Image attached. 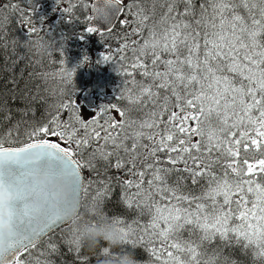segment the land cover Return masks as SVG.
Wrapping results in <instances>:
<instances>
[{
  "label": "snow or ice",
  "instance_id": "1",
  "mask_svg": "<svg viewBox=\"0 0 264 264\" xmlns=\"http://www.w3.org/2000/svg\"><path fill=\"white\" fill-rule=\"evenodd\" d=\"M102 2L103 7L91 0H53L51 11L72 28L81 20L94 22L80 31L101 36L104 50L96 63L111 65L125 77L113 99L121 103L100 104L85 117L88 110L73 98L74 76L91 66L90 58L82 52L68 68V38L47 27L48 39L42 36L40 47L61 57V80L72 95L54 111L50 106L47 120L33 126L26 118L34 115L36 98L12 92L11 102L23 105L14 128L28 124L30 130L21 147H6L0 139V264H68L67 254L79 264H91L80 255V238L72 228L68 236L51 235L37 243L64 221L51 208V193L37 188L34 177L44 174L49 183L60 175L74 177L73 198L80 201L84 167L95 176L88 185H95L90 202L82 203L85 215L98 209L112 218L121 226L122 247L135 248L147 238L151 255L163 264H200V246L218 234L225 246L234 239L245 258L224 256L222 264H246L249 257L253 264L264 262V223H252L264 221V0H201L199 7L196 0ZM89 7L90 14L78 16L77 9L87 12ZM5 10L18 17L26 37L44 32L50 23L47 17L34 21L37 0H0V13ZM12 18L5 15L0 21V49L11 46L13 55L22 57L19 49L26 40L9 39L7 33ZM0 114L13 119L7 99L0 100ZM121 171L135 179L121 177ZM189 179L206 181L200 197L183 193L182 182ZM117 186L128 210L150 218L138 240L130 239L138 219L103 211ZM221 195L222 203L217 200ZM165 199L169 203L162 206ZM35 214L45 219L40 227L33 222ZM230 218L240 219L243 227H230ZM23 254L31 259L22 261ZM98 255L110 252L103 249Z\"/></svg>",
  "mask_w": 264,
  "mask_h": 264
},
{
  "label": "trees",
  "instance_id": "2",
  "mask_svg": "<svg viewBox=\"0 0 264 264\" xmlns=\"http://www.w3.org/2000/svg\"><path fill=\"white\" fill-rule=\"evenodd\" d=\"M40 2H47V6H53L51 1L40 0ZM200 2L201 0H196L197 7H199ZM38 3L39 2H37V4ZM178 7L180 8V10L183 9V5H178ZM89 11L90 7L88 8L87 12L77 9V14L80 17H84L89 14ZM160 11L161 10L158 9L156 19H159ZM5 15L13 17L11 24L7 27L9 39L16 36L22 42L26 40V44L19 49V51L23 53L22 57L13 55L11 46L6 50L0 49V100H8L9 107L12 109L13 115L12 120H5L3 119V114H0V139L4 141L6 147H21L28 139L25 131L26 129L30 130V127L28 124H24L18 129L14 128L17 121L20 119L18 110L22 108L23 105L19 100H17L16 103L11 102L13 90H15V92L17 93L23 92L29 97V99L36 98L33 104L34 115L30 113L26 118L28 121L33 122V126L36 123H43L47 120V112L50 106H53L51 110L54 111V106L58 105L61 100H64L65 96L72 95L70 86L67 85L66 81L62 82L61 80V68L63 67L59 63L61 57L59 55H55V57L53 58L46 51H44L40 47V38L44 36L45 40L48 39V37L45 35L48 30L47 27L52 30V33H59L63 31L65 37L68 38V41L65 45L66 66L68 68H71L74 64L80 61L81 53L84 52L78 51V54H76L74 52V44L71 42V40L76 37V33L80 32V29L86 27L90 23L89 21L85 22L81 20V23L76 28H72L66 25L63 21L59 22L60 14L57 13L56 20H52L51 23L47 24L44 32L26 37L23 29L20 26V23L18 22V17L14 16L12 12L5 10V12L0 13V21L3 20ZM208 15H211V8H209ZM41 17L42 15L39 16V13L36 12L33 18L34 21H38ZM97 35L101 38L99 34ZM100 42H102V39H100ZM109 43L114 45L115 43H117V40L115 39L114 43H111L109 41ZM101 44H98L97 46H100ZM70 54L74 56H70ZM99 56L100 55H96L94 61L90 60V67L85 66L79 68L74 76V86L77 91L76 96L73 98L77 99L81 106L83 108H88L89 111L90 109L97 107V105H93V103H87L89 94L101 93L102 102L100 104L109 103L113 101L120 82L125 79L123 75L117 74L113 66L96 63ZM113 64H115V60H113ZM115 68L119 71L120 65L115 64ZM106 86L110 88V92L108 94L105 93ZM64 89H67V91H63ZM113 102L116 104L121 103V101H119L118 99ZM5 111H7V109H5ZM9 131H11V137L8 136ZM145 131L150 130L145 129ZM144 142L148 143L147 140H145ZM82 171L86 179L84 182L85 190L82 191L81 201L82 203H89L90 196L95 189V185H93L91 188H89L88 185L89 181L91 179H94L95 176L94 174L90 175L87 167L82 168ZM110 175H117L116 170H110ZM119 175L124 178L135 179L134 177H127L123 171L119 172ZM205 185L206 181L201 180L199 184H193L189 179L182 182V190L186 195L191 194L195 197H200L205 190ZM130 191L134 192L135 188L130 189ZM120 198L121 188L117 186L112 199L106 202V204L104 205L103 211L106 212L109 216H123L128 221H132L134 218L138 219L140 223L137 232L130 237V239L132 240H138L139 236L142 235L144 225L148 223L150 218L148 216L140 217L137 215L136 211L128 210L124 206V204L121 203ZM156 199H159V196H157ZM217 200L222 203L223 196L221 195L217 197ZM203 202L209 206L211 205L210 200H205ZM167 203H169L167 199L161 202L162 206ZM181 206L188 207L187 203H182ZM233 207H235V205H233ZM81 212L86 223H99L101 220L108 218L107 216H104L103 213L98 216H91L89 214L85 215V209L83 207H81ZM252 223L254 225H258L264 223V221L255 220L252 221ZM229 226L243 227L241 220L238 218H230ZM70 229V225L66 224L63 227L57 229L54 233L39 241L38 244L46 242V240L49 239L51 235H55L56 238H60L61 235L68 236L70 235ZM246 230L249 232L252 231V229ZM197 233L202 234V230L197 229ZM187 235L188 233H185V236ZM229 235L234 236L233 233H229ZM253 247H255V245H253ZM113 251L119 252L121 254L125 251H134L136 259L140 261L141 264H163V260H157L151 255V246L147 243V238H145V241L142 245L138 243L135 248L131 244H128L124 245L120 249H113ZM198 251L201 253V255L198 257L200 260V264H222L224 256L245 259L241 256L240 249L235 244L234 239L232 245L225 246L224 242L219 239L218 234L213 238L212 242L205 241L200 246ZM99 253V249H97L96 252H91L82 247L80 255L86 257L91 262V264H98V261L103 258L102 255H98ZM20 259L22 261H27L30 260L31 257L23 254L21 255ZM66 259L68 264H79V262L75 260V256L73 254H67ZM246 264H253L251 257L246 258ZM255 264H264V262L257 260Z\"/></svg>",
  "mask_w": 264,
  "mask_h": 264
},
{
  "label": "clouds",
  "instance_id": "3",
  "mask_svg": "<svg viewBox=\"0 0 264 264\" xmlns=\"http://www.w3.org/2000/svg\"><path fill=\"white\" fill-rule=\"evenodd\" d=\"M33 183L37 188L51 193L50 205L54 212H59L64 223L70 225L80 238L81 246L91 252H100L108 249L110 255L103 256L98 264H141L135 257L134 251L124 253L114 252L113 249L122 248L123 233L120 225L113 222L112 218L101 220L99 223H86L81 212L82 201L73 198V188L75 179L69 175H60L51 183L48 182L44 174L34 177ZM89 215L98 216L101 212L98 209H89ZM106 216L105 214H103ZM33 222L37 227L45 223V219L40 214L33 216ZM5 242L7 232L4 233Z\"/></svg>",
  "mask_w": 264,
  "mask_h": 264
},
{
  "label": "rangeland",
  "instance_id": "4",
  "mask_svg": "<svg viewBox=\"0 0 264 264\" xmlns=\"http://www.w3.org/2000/svg\"><path fill=\"white\" fill-rule=\"evenodd\" d=\"M46 1H51L53 4V0H46ZM37 2H39V3L37 4V11L36 12L39 13V16L42 15V17H47V19L50 21V23L52 20L53 21L56 20L57 13H53L51 11V9L53 7L52 5L47 6V2L41 3L40 0H37ZM48 8H50V9H48ZM89 14H90V11H89ZM89 23L91 24V21H89ZM45 26H47V24ZM115 28H116L117 33H120L122 31V26L119 23L116 24ZM81 34L86 36L83 41L78 39V37ZM100 39L101 38L97 34L81 33V31H80V32L76 33V37L74 39H72L71 42L74 44L73 47L75 49L74 52L76 54H78L77 53L78 51H84L89 56L90 60L94 61L96 55H101V53L104 50L103 46L101 44V43H103V41L100 42ZM115 39H116L115 37H112L111 39H109V41L111 43H114ZM98 44H101V45L97 46ZM70 56H74V55L70 54ZM109 92H110V88L106 86L105 87V93L108 94ZM87 100H88L87 103H93V105L98 106L102 102V95H101V93L89 94ZM85 109L88 110V111H85V113H84L85 117L87 118V116L91 114V111H89L88 108H85ZM114 115H115V118L117 120L120 119L118 114H114ZM51 139L54 140L55 138L53 137Z\"/></svg>",
  "mask_w": 264,
  "mask_h": 264
},
{
  "label": "water",
  "instance_id": "5",
  "mask_svg": "<svg viewBox=\"0 0 264 264\" xmlns=\"http://www.w3.org/2000/svg\"><path fill=\"white\" fill-rule=\"evenodd\" d=\"M91 3H96V4H98V6H101V7H103V2H102V0H92L91 1ZM92 12V9H91V7H90V13ZM91 23H94L93 21H91ZM117 24V23H116ZM116 26V25H115ZM82 176L84 177V173H83V171H82ZM81 195H82V192H81ZM67 223H62V224H60L58 227H56V229H55V231L57 230V229H59V228H61V227H63L64 225H66ZM50 235V234H49ZM45 237H47V236H45ZM45 237H42L39 241H41L42 239H44ZM38 241V242H39ZM37 242V243H38Z\"/></svg>",
  "mask_w": 264,
  "mask_h": 264
}]
</instances>
